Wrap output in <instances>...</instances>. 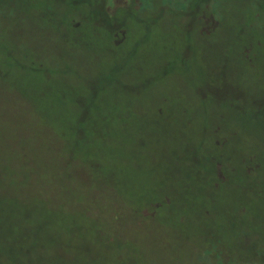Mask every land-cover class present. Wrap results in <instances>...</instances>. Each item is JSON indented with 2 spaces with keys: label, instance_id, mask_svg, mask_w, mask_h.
<instances>
[{
  "label": "rangeland",
  "instance_id": "rangeland-1",
  "mask_svg": "<svg viewBox=\"0 0 264 264\" xmlns=\"http://www.w3.org/2000/svg\"><path fill=\"white\" fill-rule=\"evenodd\" d=\"M99 1L81 0L73 15ZM141 1L106 12L108 26L83 21L84 50L65 42L78 34L64 14L46 24L30 3L2 8L0 175L17 184L0 196L34 225L35 264H264V6L161 0L177 14ZM27 259L0 242V264Z\"/></svg>",
  "mask_w": 264,
  "mask_h": 264
},
{
  "label": "trees",
  "instance_id": "trees-1",
  "mask_svg": "<svg viewBox=\"0 0 264 264\" xmlns=\"http://www.w3.org/2000/svg\"><path fill=\"white\" fill-rule=\"evenodd\" d=\"M157 1L158 5L163 6V8L165 9L164 13L167 12H173V13H177L178 11L175 10V8L168 3H162L161 0H152V2ZM191 1V0H190ZM198 0H193V3L195 5V3ZM211 1V0H210ZM217 2L215 3V5H217V3L219 4V0H216ZM22 2L23 3H30V7H32V13L36 12V14L34 15V17L36 18V20H39L40 22H45L46 24H50L49 22H54L57 19H54V16H56L59 13H62V17H66V27L71 25L70 30L68 31H73L75 32L74 34H78L76 31H80L84 26H83V21L84 24L89 27V28H94V27H98L99 25H107V17L109 14H113L116 12L117 8L120 7L121 9L125 10V11H129L134 10L137 12V10L139 11L140 5L141 4V0H134V2L131 0L127 1L126 0H122V3H119L117 6H115V0H100L99 2H95L94 5L92 4H88V9L86 10V17L82 18L81 16H75L73 15V11L72 9H76L79 5L82 4L81 0H0V12H2V8L4 9H8V11L4 10L2 13L4 15H11L10 11L13 10L12 7H14L16 4L18 6H22ZM109 2H111L113 4L112 8L107 11V9H109ZM161 3V4H160ZM206 6V5H205ZM210 6V4H209ZM207 7V15H206V23L208 25V23L210 24L211 27H214L216 24H218V22L215 20V14H217V8L215 7L214 10L210 9V7ZM261 8L264 6V0L260 1V5ZM58 7L63 8L62 11H58ZM212 8V7H211ZM264 9V8H263ZM34 11V12H33ZM203 10H198L197 9V16L199 18L203 19V16H199V12H201ZM106 12L109 14H106ZM178 14V13H177ZM161 16V14H159L157 17L154 16L153 18H151L152 20L150 22L147 23L148 24H155L159 17ZM1 17H4L3 15ZM248 17H246V19H243V30L245 31V35H244V39L248 40V36H246L248 33L246 32V30H249L250 28H252L253 22L252 21H256L257 17L256 14L252 13V15H250V17L247 19ZM54 19V21H52ZM131 19H134L131 17ZM140 19L139 18H135L133 20L134 23H137ZM214 22H213V21ZM87 21V22H86ZM126 22H128L127 18L125 20ZM125 21L121 24L118 25L117 27H120L119 31H113L112 36H113V42L114 43H118L122 38H125V29L123 28V26H125ZM60 23V22H59ZM69 24V25H68ZM60 29H58V31L55 32H51L54 36H58V33ZM249 32V31H248ZM63 34V33H61ZM66 35V34H65ZM78 36V37H77ZM77 36L71 37L69 36V38L67 39V41L65 40V42H68L69 45H72V47L75 48H79L80 50H84L85 47V43L82 44L81 40H79V34ZM77 37V39H75ZM66 38V37H65ZM116 45V44H115ZM2 45L0 46L1 49V53L5 54L7 53V48H1ZM245 49V50H244ZM252 49L253 47L251 45H247L242 47L241 49V53H242V58L246 61V62H251L252 61ZM6 55V54H5ZM7 56V55H6ZM9 61L12 62H16L17 59L15 58H10L7 59L5 61L6 65H11L14 66V63H11ZM9 62V63H8ZM126 61L123 60L122 64H120V66L124 67V63ZM1 64V63H0ZM18 64V63H16ZM119 67H114L112 70L108 69L107 73L105 74L106 76H109L106 80L107 83H114L115 80V75H114V71L117 72L119 71L121 68ZM42 67H37L36 70H41ZM173 68L171 66H167L164 67L163 70L161 71L160 75H165V73H168L170 71H172ZM105 81V80H104ZM109 81V82H108ZM105 84V82H103ZM117 83V82H116ZM120 84L123 88H125L124 83H118ZM103 86V84H102ZM94 87H92L93 89ZM94 89L97 90V88L95 87ZM95 91V90H94ZM86 102L83 105V111H85L87 114L91 113L90 110L93 109L94 107L90 106L92 105V98L91 97H87L86 98ZM113 113V112H112ZM118 114V113H117ZM108 115V114H107ZM118 116V115H117ZM98 118V117H96ZM118 119V118H117ZM83 118L80 116L78 122L82 121ZM72 128V127H69ZM68 128V129H69ZM67 130H65L66 132ZM72 133V132H71ZM76 133V137H77V141L79 139H81L80 137L84 134V131L82 128H77L73 131V136L75 137ZM74 141L76 142V140L74 139ZM56 151L59 153H63V151L65 150V143L59 145L58 147H55ZM66 152V151H65ZM60 155V154H59ZM77 154L75 152H72L71 154V158L76 156ZM74 159V158H73ZM215 172L217 174L218 177L222 176L221 170H220V165L217 164L215 166ZM2 174L0 175V194L4 193L3 190H6L9 187L15 186L17 183L13 184V181L8 180L5 181L4 176H2ZM165 201H167L165 199ZM20 209L19 208V204H11L10 200H8V198L6 196H0V242L1 243H5V244H13L15 245V256L17 255V253H21V255L23 257H28V262L30 259V263L33 262L35 260V254H34V248H37L38 246V241H37V237L36 235H34V225H32L30 222H28L27 218H23V216H21L22 214L20 213ZM31 213H27L25 215H29ZM36 246V247H35ZM11 246L7 247V250H11L12 252H14V249L10 248ZM35 264V263H34Z\"/></svg>",
  "mask_w": 264,
  "mask_h": 264
},
{
  "label": "flooded vegetation",
  "instance_id": "flooded-vegetation-1",
  "mask_svg": "<svg viewBox=\"0 0 264 264\" xmlns=\"http://www.w3.org/2000/svg\"><path fill=\"white\" fill-rule=\"evenodd\" d=\"M121 1H122V0H115V3H114V4H115V6H117V5H118V3H119V2H121ZM128 1H129V0H128ZM130 1H131V0H130ZM132 1L134 2V0H132ZM126 2H127V1H126ZM121 3H122V2H121Z\"/></svg>",
  "mask_w": 264,
  "mask_h": 264
}]
</instances>
